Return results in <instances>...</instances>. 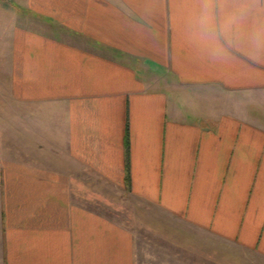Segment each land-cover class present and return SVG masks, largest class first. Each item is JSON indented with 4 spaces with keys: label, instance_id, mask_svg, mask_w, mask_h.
Segmentation results:
<instances>
[{
    "label": "crops",
    "instance_id": "1",
    "mask_svg": "<svg viewBox=\"0 0 264 264\" xmlns=\"http://www.w3.org/2000/svg\"><path fill=\"white\" fill-rule=\"evenodd\" d=\"M200 12L0 0V264H264V0L217 5L210 39Z\"/></svg>",
    "mask_w": 264,
    "mask_h": 264
},
{
    "label": "rangeland",
    "instance_id": "2",
    "mask_svg": "<svg viewBox=\"0 0 264 264\" xmlns=\"http://www.w3.org/2000/svg\"><path fill=\"white\" fill-rule=\"evenodd\" d=\"M102 208V207H101ZM141 208V207H140ZM133 207V205H125L124 207L112 210L111 207L103 206V210L114 214L123 219V222L131 226L134 230L144 235L146 240L158 243V245H187L188 239L183 238L185 232L184 227L179 222L170 219L164 222L159 214L155 211L150 212L149 209Z\"/></svg>",
    "mask_w": 264,
    "mask_h": 264
},
{
    "label": "clouds",
    "instance_id": "3",
    "mask_svg": "<svg viewBox=\"0 0 264 264\" xmlns=\"http://www.w3.org/2000/svg\"><path fill=\"white\" fill-rule=\"evenodd\" d=\"M233 0H201L200 15L194 19L193 26L198 29L200 35L205 39H210L213 35L212 15L217 5H228ZM243 18L242 13L234 16V22H239ZM260 35L264 37V32Z\"/></svg>",
    "mask_w": 264,
    "mask_h": 264
}]
</instances>
